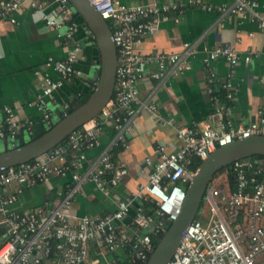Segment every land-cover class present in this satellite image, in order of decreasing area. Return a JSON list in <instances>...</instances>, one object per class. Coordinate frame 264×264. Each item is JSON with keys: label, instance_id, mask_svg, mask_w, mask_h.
I'll list each match as a JSON object with an SVG mask.
<instances>
[{"label": "built area", "instance_id": "built-area-1", "mask_svg": "<svg viewBox=\"0 0 264 264\" xmlns=\"http://www.w3.org/2000/svg\"><path fill=\"white\" fill-rule=\"evenodd\" d=\"M58 1L59 12L49 13L44 0H0V19L16 23L15 15L27 3L48 30L67 24L64 37L70 39L77 28L73 9L66 0ZM88 1L112 30L117 49L113 95L96 117L67 136L66 144L53 148L45 156L0 171V189L12 183L20 187L47 183L52 176H64L69 171L72 178L68 187L56 192V199L44 217H40V208L28 212L10 210L8 206L16 201L14 194L0 197V226L5 227L0 238V264H47L48 258L53 264H100L101 260L105 264H119L107 255L125 246L129 247L131 256L146 262L148 253L154 249L152 237L164 231L162 219L171 222L179 215L193 170L189 166L192 159H203L218 146L235 139L264 135V105L257 109L254 120L233 126L229 115L234 85L226 78L221 82L222 101L217 95L210 96L214 118L202 125L177 126L176 136L181 144L173 151H168L163 144L157 145L156 160L150 156L144 159L145 165L150 167L148 182L142 184L131 199L117 200L116 210L106 216L73 215L75 194L84 183H92L108 196V185H117L128 172L124 162L113 161L112 150L127 145L133 121L142 110L156 112L153 102L139 98L137 83L147 75L146 66L156 64L157 69L150 76L160 84L168 76L181 73L187 65V57L195 51L194 43L185 44L179 52L142 55L136 49L160 22L177 21L185 9L184 3L126 5L119 0ZM189 3L208 11L216 9L220 26L223 20L239 16L264 30V11L260 9L259 0H228L218 5L203 0ZM81 50L82 44L76 41L64 58H46L45 68L55 71L59 75L57 79L47 72L35 71L41 79L35 104L42 110V121L50 123L52 110L47 99L77 73L75 62ZM251 57V53L241 57L228 43L206 49L202 63L209 72L208 82L212 84L217 79L216 73L209 70L212 60L222 58L234 65L240 58L249 62ZM68 108L69 104L65 103L61 116L68 114ZM3 111L0 138L15 137L23 128L30 131L33 121L16 119L9 106ZM164 122L172 124L173 118ZM105 128L112 130L109 142L84 167L85 151L99 144L98 135ZM229 167L234 177L233 187L230 184L224 187L221 183L216 186L219 173L210 180L202 201V208L208 207V215L202 216L201 208L166 264H264V163L236 160ZM108 172L110 178L105 177ZM221 173L227 176L229 170ZM136 196L150 199L156 207L153 215H149L139 204L129 221L133 231L128 232L120 222L129 214L130 201ZM93 242L97 245V256L89 258V245Z\"/></svg>", "mask_w": 264, "mask_h": 264}, {"label": "crops", "instance_id": "crops-1", "mask_svg": "<svg viewBox=\"0 0 264 264\" xmlns=\"http://www.w3.org/2000/svg\"><path fill=\"white\" fill-rule=\"evenodd\" d=\"M44 1L47 12H59L58 0ZM119 1L126 5L151 2L184 3L185 9L177 21L171 19L160 22L152 34L137 44L136 49L142 55L152 52H179L185 44L194 43L195 51L187 57V65L181 73L168 76L160 84L150 76V73L156 71V64L150 63L146 66L147 75L137 83L139 98L153 102L156 112L142 110L135 117L127 136V145L116 154L114 160L116 163L124 162L128 172L117 185H108L109 195H104L90 182L84 183L81 191L75 194L71 213L78 217L85 214H111L117 207V200L131 199V195L148 182L150 167L145 165L144 159L150 156L156 160L154 150L157 145L163 144L168 151H173L181 144L176 136L177 126L202 125L214 118L210 96L217 95L222 101L221 82L224 79L230 78L234 85L229 115L233 126L254 120L257 109L264 105V30L258 28L255 22L233 16L223 20L220 26L217 23L219 13L216 9L205 10L190 4V0ZM203 1L213 5L228 2ZM259 3L260 9L264 11V0H259ZM15 17L16 23L0 19V115L4 116V107L9 106L16 119H28L33 121V124L29 128L30 131L23 128L15 137L0 138V151L16 146L20 136L28 140L46 130L57 119L56 112L61 114L65 103L69 104L92 90V87L84 82L82 75L89 73L99 61L94 36L74 10L73 20L77 22V28L70 39L64 37L67 24L48 30L39 15L27 3ZM76 41L82 44V50L75 62L77 73L65 80L47 99L52 114L50 123L44 122L42 110L35 104L36 96L41 90V79L35 71L47 72L53 79H57L59 75L52 69L45 68L44 62L49 56L64 58ZM222 43L231 44L241 57L248 53H251L252 57L249 62L240 58L234 65L222 58L212 60L209 70L216 73L217 79L211 84L208 82L209 72L203 66L202 58L206 49ZM168 118H173L172 124L164 122ZM98 136L99 144L84 153V167H87L107 145L112 130L105 128ZM220 174L221 184L226 187V184H230L228 175ZM71 183L69 171L64 176H52L47 183L21 187L12 183L0 189V197L14 194L16 201L8 206L10 210L28 212L40 208V217H44L56 199V192L64 190ZM142 200L136 196L130 201L129 214L120 222V226L128 232L133 231L129 221ZM3 231L5 227L0 226V238ZM89 248V258L91 254L96 256L97 245L90 243ZM109 256L107 255L108 259ZM46 262L53 264L49 258Z\"/></svg>", "mask_w": 264, "mask_h": 264}, {"label": "water", "instance_id": "water-1", "mask_svg": "<svg viewBox=\"0 0 264 264\" xmlns=\"http://www.w3.org/2000/svg\"><path fill=\"white\" fill-rule=\"evenodd\" d=\"M74 12L85 22L94 36V44L99 51V61L91 71L82 75L84 82L92 87L85 102L66 116L56 112L57 119L45 132L26 140L20 136L14 147L0 151V171L17 164L45 156L55 147L66 142L67 136L76 128L96 117L111 99L115 85L117 49L112 30L88 0H66ZM256 154L264 155V135L238 138L218 146L201 159L192 170L185 189V198L177 218L171 222L162 219L164 233L144 264H166L172 257L190 222L197 218L206 187L216 173L236 160L252 162ZM264 163V159L261 160Z\"/></svg>", "mask_w": 264, "mask_h": 264}, {"label": "trees", "instance_id": "trees-1", "mask_svg": "<svg viewBox=\"0 0 264 264\" xmlns=\"http://www.w3.org/2000/svg\"><path fill=\"white\" fill-rule=\"evenodd\" d=\"M90 92H91V90L88 91L87 93L83 94L81 97H79V99H76L73 102H70L69 103V108H68V113H70L72 110L77 108L80 104L85 102L86 99L88 98ZM44 132H45V130L40 132L38 135H35L34 137H37V136L43 134ZM34 137H32V138H34ZM63 144H66V142L63 143ZM120 150H122V148H120V147H116V148H114L112 150V159H113V161L116 160V154ZM263 159H264V155H262V154H256V155L253 156V160L256 163L258 161H260V160H263ZM200 162H201V159L194 157L192 159V161H191L189 166H190L191 169H195L200 164ZM229 168H230L229 166H226V167L220 169L217 173L223 172L225 170H229L228 179H229L231 187H233L234 177H233V174H232V172L230 171ZM105 177L106 178H110L111 177L110 172H108ZM140 205L143 207L144 213L149 214V215H153V211H154V209L156 207L154 202H152L150 199H143ZM104 216H106V215H104ZM163 233H164V231H161L158 236H153L152 237L154 248H155V246L157 244V239L161 238ZM150 254L151 253H148V257L150 256ZM91 257H95V255L91 254ZM109 257L110 258L111 257L114 258L119 264H144L145 263V262L141 261L140 259H137L136 257L131 256L130 253H129V247H126V246L124 248H120L116 252L112 253ZM100 264H105L104 260H101Z\"/></svg>", "mask_w": 264, "mask_h": 264}, {"label": "rangeland", "instance_id": "rangeland-1", "mask_svg": "<svg viewBox=\"0 0 264 264\" xmlns=\"http://www.w3.org/2000/svg\"><path fill=\"white\" fill-rule=\"evenodd\" d=\"M220 173L217 176L221 175ZM221 182H222V180L221 181H220V179L217 180L216 181V186H219ZM201 208H202V205H201ZM201 215L202 216H207L208 215V207L207 206H203Z\"/></svg>", "mask_w": 264, "mask_h": 264}]
</instances>
